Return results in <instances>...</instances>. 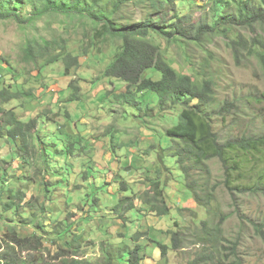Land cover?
<instances>
[{
  "label": "rangeland",
  "instance_id": "rangeland-1",
  "mask_svg": "<svg viewBox=\"0 0 264 264\" xmlns=\"http://www.w3.org/2000/svg\"><path fill=\"white\" fill-rule=\"evenodd\" d=\"M152 1L133 0L123 4L113 16L117 27L144 22L148 17L153 20L166 18L171 15L173 6L178 10V0H155L158 2L155 7ZM207 2H187L183 6L185 15H191L195 21L208 20ZM36 25L27 28L13 20H0V87L17 78L20 92V96H14L12 103L4 107H14L17 117L23 121L35 117L37 131L35 135L32 131L30 142H35V136L41 140L36 143V149L28 147L27 154L18 148L16 152L12 139H3L6 132L2 130L0 176L3 180L0 187L4 189L0 202V239L12 226L13 219H23L27 222L18 227L19 232L28 236L40 234L44 237V253L54 252L57 246L64 248V241L70 237L68 233L56 234V221L79 220L73 232L86 240L81 252L93 264H100L103 240L108 242L111 251L124 245L132 249L140 244L139 254H147L140 264H189L204 252L209 256L204 264H264V145L259 154L248 156L243 162L245 166L256 167L254 171L236 181L240 186L248 185L257 191L238 192L226 187L223 166L216 158L206 161L207 171L191 170L192 176L188 180L198 181L195 184L197 192L201 196L205 192L212 195L211 203L207 208L203 207L186 190L188 181L180 173L175 158L165 156L168 152L156 154L150 147L169 144L164 134L160 135L168 123H161L156 115L154 124L146 125L136 118L133 109H126L128 116L123 118L124 108L120 104L113 99L111 102L108 98L103 99L105 90L112 88L110 82L124 90L123 84L102 73L119 50L120 39H108L102 44L93 40L86 45L91 31L81 28L77 32L73 29L65 31L58 21L48 25L45 19L37 21ZM234 26L236 33L247 38V47L253 42L254 29L264 40V33L257 27ZM57 34L64 35L70 53L79 57L78 67L67 71L62 59L50 64L24 61V48L31 38L42 36L50 40ZM222 34L208 38L200 45L189 41H161V44L178 72L213 79L217 103H233L232 112L224 119L214 115V129L221 142L237 135L264 136V72L256 56L246 50H241L236 57L229 35ZM82 44L87 50L85 56L80 53ZM70 82L79 86L78 101L67 100L73 93ZM158 112L156 106L148 114ZM42 140L50 146L44 145ZM70 141L77 142L73 145L72 155L68 156L66 148ZM32 154L34 159L26 161ZM21 177L24 180L22 186L17 182ZM156 179L161 180L171 210L162 219L151 213L144 203L146 198H152V182ZM18 186L23 191L19 208L5 209L4 203L10 198V203L18 204V199L6 189ZM126 197L131 198L134 207L128 212L125 209L127 201H121ZM157 203L160 205V201ZM124 210L123 217L119 218L117 215ZM37 221L43 226H37ZM219 221H222L219 230H215ZM62 227L59 225L57 229ZM175 229L182 231L181 248L167 250L161 256L155 242L169 243V231ZM137 232L139 239L133 241L132 235ZM54 239L57 240L55 244ZM122 257L120 262L115 258L114 263L131 264L129 253L123 252Z\"/></svg>",
  "mask_w": 264,
  "mask_h": 264
},
{
  "label": "trees",
  "instance_id": "trees-1",
  "mask_svg": "<svg viewBox=\"0 0 264 264\" xmlns=\"http://www.w3.org/2000/svg\"><path fill=\"white\" fill-rule=\"evenodd\" d=\"M128 1L133 0H0V20H13L18 25L27 28L37 27L36 22L42 19H45L48 25L52 24L53 21H58L60 25H63L62 29L65 31L73 29L77 32V29L80 28L91 31V37H88L86 45L93 40L102 44L108 39H120L119 50L102 73L104 77L117 80L123 84L124 90L121 91L122 86L110 82L112 88L105 90L102 95L103 99L108 98L110 102L113 99L114 102L120 104L121 108H124V111L121 112L123 118L128 116L126 109H133L134 115H137L136 118H140L146 125L154 124L153 120L157 119L156 115H158L161 123H168L160 135L164 134L163 137L169 141V144L165 147L160 146V144H154L150 147L155 149L156 154L168 152L169 154H165V156L175 158L180 173L188 181L186 182V190L192 194L193 199L205 208L211 203L212 195L205 192L201 196L195 189V184L198 181H189L188 179L189 176H192L191 170L193 169L201 172L207 171L206 161L215 160V158L223 166L225 179L223 182L226 187L234 188L238 192L242 190L257 191V188L248 185L240 186L236 181L239 177L245 178V173L252 172L256 168L249 165L245 166L243 162L246 157H255L261 152L264 136L237 135L238 138H236L237 136L230 137L227 141L221 142L218 132L214 129V115L216 113L218 117L224 119L227 114L232 112L233 103L228 101L221 104L217 103L213 94V79L196 78L190 74L178 72L174 67V62L168 57V52L162 48L161 41L168 43L189 41L200 45L208 38L222 33V35L228 34L230 46L234 49L236 57L241 50H246L251 55L256 56L264 72V40L260 33L254 29L257 27L264 33V0H208L207 7L210 11V17L204 21H195L191 15L184 13L185 8L183 6L187 2L194 3V0H178V10L173 6L170 9L171 15L166 18L153 20L148 17L144 22L131 23L118 28L113 16ZM159 1L162 2L163 0ZM165 1L168 2L169 0ZM156 3L158 2L152 1V6L155 7ZM238 24H244L248 29H254L253 42L250 47H247V38L234 31V25ZM56 29L58 31L59 28ZM83 46V44L80 45V53L85 56L87 50L83 49ZM68 47L69 42L63 34L53 35L50 40L42 36L41 38L33 37L24 48V61L50 64L62 59L68 71L69 68L80 65L79 57L72 55ZM37 73L41 74L42 72ZM78 80L81 79L78 78ZM17 84V78H12V82L7 86L0 87V137L3 135V130L6 132L3 139H12L16 152L18 148L22 153L27 154L28 147L36 149V143L41 141L35 136V142H30L32 131L34 130V135L37 131L36 118L30 116L25 121L20 120L14 107L9 109L4 107L6 104L12 103L11 99L14 96H20ZM69 86L73 93L67 100H80L79 86L74 82H70ZM156 106L159 112L149 115L148 112L154 110ZM167 110L175 112V114L171 115L166 112ZM111 133L112 130H110ZM112 138L113 134H111L110 139L111 151H113L114 146ZM76 142L70 141L69 146H67L68 156L72 155L73 145ZM43 144H46L47 147L50 146L44 141ZM19 157L17 159L20 163ZM32 159H34L33 154L26 158V161ZM1 161L4 162V160ZM162 161L165 162L164 158ZM46 165L48 166V164ZM2 180L0 176V182ZM17 182L18 185L22 186L23 177L19 178ZM152 185L153 196L146 198L144 203L149 206L151 213L162 219L171 210L165 199L161 180L156 179ZM122 187L126 188L125 184H122ZM0 188V202H2L1 191L4 188ZM45 189L49 190L50 188L46 187ZM7 191L11 196L14 195L18 199V204L10 203L12 198H8L9 200L4 203L5 209H18L21 201L20 195L23 194L21 187L8 188ZM145 193L147 192L145 191ZM151 199H154L155 202ZM130 200L131 198L127 197L121 198L122 203L127 201L126 212L134 208ZM157 201H160V205ZM124 213L125 210L117 216L122 218ZM26 222H23V219H13L12 226L3 233L0 239V264H93V261L85 258L81 252L86 240H82L81 234L73 232L76 224L80 223L79 220L72 222H67L66 219L56 221L54 225L56 234L68 233L70 237L64 241V248L57 246L54 248V252L48 250L47 253H44L43 250L44 237L42 238L40 234L36 233L28 236L19 232L18 227L25 225ZM221 223L222 221H219L215 230H219ZM59 225L63 227L57 229ZM37 226H43V224L39 222ZM174 226H177L176 222H174ZM181 232L178 229L169 231V243L155 242L160 248L161 256H164L167 250L176 251L181 248L183 244V239L180 237ZM138 237L139 232L132 235L131 239L136 241L139 239ZM52 242L55 244L57 240L54 239ZM139 245L137 244L132 249L124 245L115 247L116 250L111 251L108 242L103 240L101 243L103 254L100 264H115V258L119 262L122 261L123 252L129 253L131 264H140L147 254H139L140 248L142 249V246ZM45 255H49V257ZM208 258L209 256L204 252L189 264H204L203 262Z\"/></svg>",
  "mask_w": 264,
  "mask_h": 264
}]
</instances>
